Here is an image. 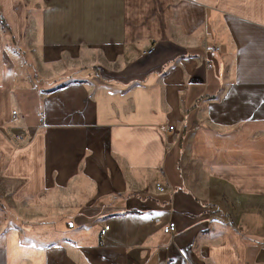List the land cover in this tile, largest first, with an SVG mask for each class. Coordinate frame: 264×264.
I'll use <instances>...</instances> for the list:
<instances>
[{
	"label": "crops",
	"instance_id": "obj_1",
	"mask_svg": "<svg viewBox=\"0 0 264 264\" xmlns=\"http://www.w3.org/2000/svg\"><path fill=\"white\" fill-rule=\"evenodd\" d=\"M0 264H264V0H0Z\"/></svg>",
	"mask_w": 264,
	"mask_h": 264
},
{
	"label": "built area",
	"instance_id": "obj_2",
	"mask_svg": "<svg viewBox=\"0 0 264 264\" xmlns=\"http://www.w3.org/2000/svg\"><path fill=\"white\" fill-rule=\"evenodd\" d=\"M150 51H151V50H150ZM207 66L210 67V66H211V63L208 62V63H207ZM12 113H15V111H12ZM168 129H169V130H172V129H173V126L170 125V126L168 127ZM156 187H157V190H158L159 192H163V191H164V187L161 186L160 184H157ZM107 229H108V226L105 225V226L101 229L100 234L104 235V233H105V231H106ZM162 230H163V232H164L165 234H173V233L176 231V224H175V222H174V221H169V222H167V223L163 226Z\"/></svg>",
	"mask_w": 264,
	"mask_h": 264
},
{
	"label": "rangeland",
	"instance_id": "obj_3",
	"mask_svg": "<svg viewBox=\"0 0 264 264\" xmlns=\"http://www.w3.org/2000/svg\"><path fill=\"white\" fill-rule=\"evenodd\" d=\"M55 219H53V221H54ZM9 222H10V224H12V225H15V226H17L18 228H20L21 229V227L24 225V224H27L28 222H30V225H31V222H32V219H30V221L29 220H27V219H25L24 217H11V218H9V220H8ZM23 228V227H22Z\"/></svg>",
	"mask_w": 264,
	"mask_h": 264
}]
</instances>
